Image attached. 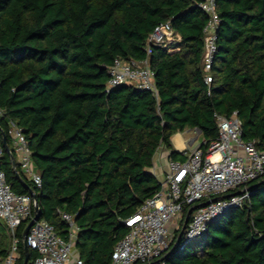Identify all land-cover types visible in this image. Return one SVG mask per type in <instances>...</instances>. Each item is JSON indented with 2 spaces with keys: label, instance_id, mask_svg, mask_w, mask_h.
<instances>
[{
  "label": "trees",
  "instance_id": "trees-1",
  "mask_svg": "<svg viewBox=\"0 0 264 264\" xmlns=\"http://www.w3.org/2000/svg\"><path fill=\"white\" fill-rule=\"evenodd\" d=\"M202 1L0 0V141L14 121L29 142L41 186L25 180L23 187L5 151L0 168L14 193L33 192L40 220L58 235L68 231L61 215L73 217L74 250L84 264H110L129 232L124 222L160 190L150 173L158 150L185 161L171 146L173 135L199 131L206 155L218 138L217 117L236 113L242 139L264 152V0H217L209 86ZM167 22L178 39L153 46L147 57L149 35ZM117 58H147L156 94L130 85L107 91V71ZM246 191L241 208L188 242L187 214L208 200L185 206L158 263L264 264V175ZM29 220L17 230L20 240ZM19 255L22 264L21 243ZM34 257L29 250V261Z\"/></svg>",
  "mask_w": 264,
  "mask_h": 264
},
{
  "label": "built area",
  "instance_id": "built-area-1",
  "mask_svg": "<svg viewBox=\"0 0 264 264\" xmlns=\"http://www.w3.org/2000/svg\"><path fill=\"white\" fill-rule=\"evenodd\" d=\"M199 9L207 16L203 28L202 66L204 83H212L211 68L214 62L216 32L220 23L217 14V0H203ZM178 39L167 22L156 26L147 39L145 53L148 57L153 46H167ZM107 91L122 85H130L139 90L156 94L154 73L149 68L147 58L142 61L115 59L108 68ZM2 112L0 110V117ZM218 138L212 142L206 155L200 145L194 150L185 148L179 154L185 161L170 159L167 170L160 181V190L147 199L138 211L124 225L129 229L111 254L110 264H161L158 260L169 249L173 240L170 226L180 216L185 206H195L203 200L207 204L190 214L185 228V240L200 237L207 227L229 211L241 208L249 195L246 185L264 175V152L257 150L254 142L242 139L241 123L237 114L217 117ZM191 140L193 144L200 132ZM6 139L8 147L19 168L23 180L35 187L41 186L40 175L35 170L29 142L23 130L14 122H7ZM191 144V145H192ZM4 148L0 141V158ZM35 202L28 195L16 194L6 182L5 173L0 168V229L7 243L0 264H17L19 244L23 235L17 237L19 226L33 218ZM67 224L65 237L57 234L50 223L39 220L30 227L24 239L29 250L35 253L30 264H84L74 250L77 227L72 216L61 215ZM1 245V239H0Z\"/></svg>",
  "mask_w": 264,
  "mask_h": 264
},
{
  "label": "crops",
  "instance_id": "crops-1",
  "mask_svg": "<svg viewBox=\"0 0 264 264\" xmlns=\"http://www.w3.org/2000/svg\"><path fill=\"white\" fill-rule=\"evenodd\" d=\"M170 51H175V50H170ZM184 133H186V131L183 133H177L173 135L170 139L171 146L177 153L182 152L187 147L189 148L192 144L191 140L193 138L185 139L183 137ZM178 159L179 158H177L176 160ZM168 160H169V151L163 148L159 149L153 158V167L150 169V173L154 175L159 182L162 180L167 170Z\"/></svg>",
  "mask_w": 264,
  "mask_h": 264
},
{
  "label": "water",
  "instance_id": "water-1",
  "mask_svg": "<svg viewBox=\"0 0 264 264\" xmlns=\"http://www.w3.org/2000/svg\"><path fill=\"white\" fill-rule=\"evenodd\" d=\"M1 141H2V145H3V148H4V151L5 153L9 156V159H10V162H11V166H12V169L14 170V173H15V178L18 180V182L25 188H28L26 182L23 180V178L19 175V173L16 171L15 169V162H14V158H13V155L11 154L10 152V149L8 147V144H7V140H6V136L2 133L1 135ZM29 195L32 197L33 201L35 202V197H34V194L31 190H29ZM197 209L194 208L192 210H190L187 214V217H186V220H185V223L182 227V232L185 230V225L187 223V220H188V217L190 216V214L195 210ZM33 218L31 220H29L28 224L26 225L25 229H24V232H23V244H22V247H23V254H24V257H23V262L22 264H29V248L27 247L24 239L26 238L27 234H28V231L30 229V227L33 225L34 222L36 221H39L40 220V216H39V212H38V207L36 205V202H35V206H34V209H33ZM181 232V233H182ZM179 241V240H178Z\"/></svg>",
  "mask_w": 264,
  "mask_h": 264
},
{
  "label": "rangeland",
  "instance_id": "rangeland-1",
  "mask_svg": "<svg viewBox=\"0 0 264 264\" xmlns=\"http://www.w3.org/2000/svg\"><path fill=\"white\" fill-rule=\"evenodd\" d=\"M183 137L185 139H190V138H195L196 135L194 134L193 130H190V131L187 130L186 133H184ZM201 140H202L201 136H198L197 140L189 147L190 150H194L197 146H199L201 143ZM180 221H181V216L178 219H176L174 223L170 226L171 238L174 237V233L178 230ZM0 239H1V245H3V242H4L6 246L7 239H6L4 232L1 230H0ZM5 246L3 247V249L5 248Z\"/></svg>",
  "mask_w": 264,
  "mask_h": 264
}]
</instances>
